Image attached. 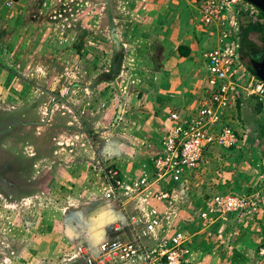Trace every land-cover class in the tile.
I'll return each mask as SVG.
<instances>
[{
    "label": "rangeland",
    "instance_id": "rangeland-1",
    "mask_svg": "<svg viewBox=\"0 0 264 264\" xmlns=\"http://www.w3.org/2000/svg\"><path fill=\"white\" fill-rule=\"evenodd\" d=\"M15 1L0 0V264H89L88 258L98 255L91 256L89 249L114 237V224L124 222L140 203L137 193V198L107 200L108 176L125 177L123 171L140 176L150 169L153 151L160 152L124 129L133 119L119 118L127 104L137 105L127 102L137 95L134 72L122 68L113 80H98L110 65L106 50L117 24L112 20L125 19L126 10L109 0H23L19 9ZM247 7L253 13L244 11V17L263 21L259 10ZM250 37L264 46L258 32ZM244 114L249 138L258 144L259 155L252 158L258 161L255 174L263 175L264 122ZM216 159H210L212 168L221 167ZM162 188L157 182L149 189ZM197 200L189 198L186 204ZM262 203L251 212L225 215L230 222L221 229L225 236L212 241L227 239L232 230L242 235L240 240L247 233L250 241L243 248L254 254L250 264H264ZM194 237L204 248L206 237ZM216 264L223 263L217 259Z\"/></svg>",
    "mask_w": 264,
    "mask_h": 264
},
{
    "label": "built area",
    "instance_id": "built-area-1",
    "mask_svg": "<svg viewBox=\"0 0 264 264\" xmlns=\"http://www.w3.org/2000/svg\"><path fill=\"white\" fill-rule=\"evenodd\" d=\"M248 3L246 0L199 1L200 21L216 37V43L204 52L207 85L193 110L169 114L162 152L153 159L154 174L145 169L134 179L108 176L104 192L107 200H117L123 195L137 198V193L140 203L137 211L125 216L124 222L114 224V237L101 239L89 249L91 256L98 252L97 256L88 258L89 264H194L190 232L182 225L178 228L171 219L179 190L189 189L188 179H193L202 165L207 164L205 154L212 148L220 147L228 155L242 141H247L248 131L239 134L234 126L235 119L241 122L233 112L239 101L258 106L264 122V80L249 69L241 54L240 16L249 11L245 8ZM255 9L258 13V8ZM157 182L165 185V189L150 193V186ZM142 189L145 191L140 192ZM153 199L163 202L166 209L160 210L152 203ZM262 199L258 190L211 194L205 199L200 218L211 222L215 215L224 218L231 212H251ZM260 251L264 254V246Z\"/></svg>",
    "mask_w": 264,
    "mask_h": 264
},
{
    "label": "crops",
    "instance_id": "crops-1",
    "mask_svg": "<svg viewBox=\"0 0 264 264\" xmlns=\"http://www.w3.org/2000/svg\"><path fill=\"white\" fill-rule=\"evenodd\" d=\"M22 1H15L16 9H19L17 5H20ZM109 1L111 3L118 2L126 10V16L125 19L120 20L121 23L118 17H114L112 20L117 23L115 24L116 32H112L111 47L106 52L108 57L112 58V42L116 36L124 47L125 55L122 68L128 72H134L136 76L137 95L127 99V102L137 103V105L127 104L121 110L119 118L124 122L128 121L129 117L134 120L132 123H127L129 128L124 126V129L138 133L148 144L153 145V149H160V152L153 151L154 156L157 152H162V136L169 123V114L172 111L189 113L203 94L208 77L204 52L216 43V37L200 21V0ZM248 105L239 101L238 108L233 111L237 113L236 116L242 123V115H246L244 113H251L250 115L256 120L261 118L259 107L253 105L254 107L250 108ZM241 122L235 119L234 123L239 134L249 130ZM247 136V141H242L240 146L233 149L228 159H226L225 152L218 154V151L222 150L220 147L212 148L209 153L210 157L206 158L207 164L202 165L199 174L195 175L193 179H188L189 189L187 191L180 189L179 196L180 193L182 196L175 199V205H178L175 224L178 228L181 225L186 227L193 236L190 247L191 260L194 264H216L217 259L221 260L223 264H244L245 261L250 264L254 259V254L248 255V250L249 252L251 250L243 248V244H249L247 241H250L246 239V237L248 238L247 233L240 240L242 235L238 238L234 233L236 231L232 230L229 232L230 235H227V239L223 241L220 239L221 244L220 241L216 243L212 241L219 236L218 234L225 236L221 229L224 226L229 227L228 218L221 219V216L215 215L213 218L219 220L207 223H202L200 218V212L205 207V199L211 194L258 190L261 191V196L264 199V174H258L259 177L255 174L258 161L252 159L255 154L259 155L256 149L258 144L253 140L251 142L249 132H247ZM134 140L140 143V140L136 138ZM261 148L263 149V158L259 161V166L264 169V143ZM217 156L221 167L212 168L210 159L215 161ZM222 161L225 162L221 164ZM228 164L232 167L231 169L227 168ZM253 168L255 169L253 170ZM150 170L151 174H154L153 160L150 162ZM123 174L126 180L137 177L135 173L126 175L123 171ZM257 179L261 181L260 184L259 181L254 184L253 181ZM177 188L179 189L180 186ZM202 192L204 193L202 194ZM183 195L187 197L184 198ZM189 198L198 200L195 205L193 203L187 205L186 202L189 203ZM181 202L184 203L182 207H180ZM152 203L157 205L160 210L166 209L164 203L157 199H153ZM261 209H264V204L261 205ZM262 215L260 213V217ZM260 222L261 219L256 220L257 225H260ZM199 227L202 228L198 229ZM206 231L208 235H211L210 240ZM201 233L208 240L203 242L204 248L194 241V236L197 237ZM213 245L216 246L211 249ZM207 248H209V252L213 250L214 254L207 253ZM200 249H204L207 255L203 254ZM236 260L242 263H238Z\"/></svg>",
    "mask_w": 264,
    "mask_h": 264
},
{
    "label": "trees",
    "instance_id": "trees-1",
    "mask_svg": "<svg viewBox=\"0 0 264 264\" xmlns=\"http://www.w3.org/2000/svg\"><path fill=\"white\" fill-rule=\"evenodd\" d=\"M259 9V8H258ZM260 15L263 17V21H252L249 18L242 17V25L240 32V41H241V54L242 56L249 57L251 55H258L257 53L261 51H257L259 49V45L255 40L251 39L250 33L258 32L260 35L261 41L264 42V12L260 9ZM246 19V20H244ZM81 47V46H80ZM124 47L121 41L114 36L113 38V55L111 58V63L108 67V71L103 72L102 76L98 78L104 80H113L117 75H119L122 70L123 61H124ZM249 69L257 74V70L255 68V64H248Z\"/></svg>",
    "mask_w": 264,
    "mask_h": 264
},
{
    "label": "water",
    "instance_id": "water-1",
    "mask_svg": "<svg viewBox=\"0 0 264 264\" xmlns=\"http://www.w3.org/2000/svg\"><path fill=\"white\" fill-rule=\"evenodd\" d=\"M247 1L253 3L255 6H257L264 12V0H247ZM262 52H263L262 55L256 62L255 68L257 70L258 76L262 80H264V49Z\"/></svg>",
    "mask_w": 264,
    "mask_h": 264
},
{
    "label": "flooded vegetation",
    "instance_id": "flooded-vegetation-1",
    "mask_svg": "<svg viewBox=\"0 0 264 264\" xmlns=\"http://www.w3.org/2000/svg\"><path fill=\"white\" fill-rule=\"evenodd\" d=\"M247 1V0H246ZM247 2H249V1H247ZM251 3V2H250ZM253 4V3H252ZM254 5V4H253ZM255 6V5H254ZM258 8V7H257ZM259 10V12H260V8L258 9ZM263 42V41H262ZM264 43V42H263ZM263 49H264V46H260L259 47V49L257 50V51H263ZM263 53V52H262ZM262 53L261 52H259V53H257L258 55H255V56H253V55H251V56H249V57H245L244 59L246 60V62L248 63V64H255L256 65V62H257V60L260 58V56L262 55Z\"/></svg>",
    "mask_w": 264,
    "mask_h": 264
},
{
    "label": "clouds",
    "instance_id": "clouds-1",
    "mask_svg": "<svg viewBox=\"0 0 264 264\" xmlns=\"http://www.w3.org/2000/svg\"><path fill=\"white\" fill-rule=\"evenodd\" d=\"M250 3V2H249ZM252 4V3H251ZM257 8V6H255Z\"/></svg>",
    "mask_w": 264,
    "mask_h": 264
}]
</instances>
